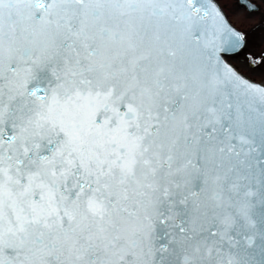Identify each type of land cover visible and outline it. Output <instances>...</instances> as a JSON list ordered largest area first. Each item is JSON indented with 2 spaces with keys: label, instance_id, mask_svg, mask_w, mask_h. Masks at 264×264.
Wrapping results in <instances>:
<instances>
[{
  "label": "snow or ice",
  "instance_id": "1",
  "mask_svg": "<svg viewBox=\"0 0 264 264\" xmlns=\"http://www.w3.org/2000/svg\"><path fill=\"white\" fill-rule=\"evenodd\" d=\"M0 264H264V0H0Z\"/></svg>",
  "mask_w": 264,
  "mask_h": 264
},
{
  "label": "rangeland",
  "instance_id": "2",
  "mask_svg": "<svg viewBox=\"0 0 264 264\" xmlns=\"http://www.w3.org/2000/svg\"><path fill=\"white\" fill-rule=\"evenodd\" d=\"M258 15L256 16V18L253 20V21H251L249 24H246L245 25V27H250L251 26V23H255V20H258Z\"/></svg>",
  "mask_w": 264,
  "mask_h": 264
}]
</instances>
